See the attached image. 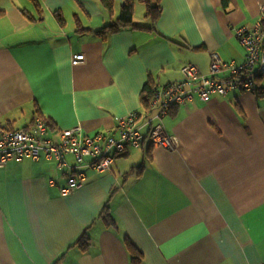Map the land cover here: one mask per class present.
Masks as SVG:
<instances>
[{
    "label": "crops",
    "instance_id": "1",
    "mask_svg": "<svg viewBox=\"0 0 264 264\" xmlns=\"http://www.w3.org/2000/svg\"><path fill=\"white\" fill-rule=\"evenodd\" d=\"M150 1L161 11L155 24L132 0L140 28L102 35L123 0L110 9L102 0H0V129L42 117L54 143L75 126L117 137V120L136 114L142 134L110 170H85L68 195L67 171L53 160L0 168V264H132L128 243L138 264L264 263V75L260 96L195 97L161 118L141 100L148 82L181 81L183 65L207 74L211 54L242 63L234 29L253 28L264 0ZM77 54L85 59L73 66ZM157 125L178 139L176 151L151 145ZM104 206L110 225L98 218ZM83 233L86 252L73 246Z\"/></svg>",
    "mask_w": 264,
    "mask_h": 264
},
{
    "label": "built area",
    "instance_id": "2",
    "mask_svg": "<svg viewBox=\"0 0 264 264\" xmlns=\"http://www.w3.org/2000/svg\"><path fill=\"white\" fill-rule=\"evenodd\" d=\"M234 36L244 50L243 62H225L211 54L207 74H202L194 65H183L181 81L155 90L150 108H158V118L165 116L170 107L192 103L195 97L208 103L215 96L224 97L232 91H255L257 79L264 75V5L259 8V20L253 28L234 29ZM84 59V55L77 54L71 64L79 65ZM139 120L136 114L118 119L117 137L111 131L89 136L80 126H75L59 132L57 143L48 138V127L41 119H36L30 129H0V168L22 158L53 160L57 170L67 171V185L60 193L71 194L81 187L85 170L97 173L110 170L115 157L140 146ZM148 139L152 146L167 152L179 148L178 139L166 134L161 125L149 131Z\"/></svg>",
    "mask_w": 264,
    "mask_h": 264
},
{
    "label": "trees",
    "instance_id": "3",
    "mask_svg": "<svg viewBox=\"0 0 264 264\" xmlns=\"http://www.w3.org/2000/svg\"><path fill=\"white\" fill-rule=\"evenodd\" d=\"M111 0H102L104 4H107L108 8L111 7ZM145 5V17L150 19V22L152 24H155L156 19L160 16V8L156 5L151 4L150 0H141ZM132 14H133V2L132 0H123V5L121 6L119 17L115 21L114 24L106 26L103 28L100 32V34L105 35L108 33H114L120 29L126 28V27H132V28H140L135 27V25L132 22ZM145 29V28H142ZM148 29V28H147ZM146 29V30H147ZM259 77L256 82L257 88L253 92L256 96L262 95V89L258 86V83L260 79ZM152 83L146 84L143 88V93L141 94V100L143 106L148 109L150 106V103L152 101L153 95L155 93V87L151 85ZM42 121L46 123V125L51 129L50 122L46 118L40 117ZM149 134V133H148ZM148 137V135H147ZM121 156V155H120ZM118 157V156H117ZM116 158V157H115ZM100 220H104L108 225L112 224V218L109 214V211L107 209V206H104V208L101 209L100 215L98 217ZM74 247H78L82 252H86L89 247V239L87 238L86 233H83L82 236L74 243ZM72 246V247H73ZM128 250L132 254V264H138L140 262V256L139 253L128 243L127 244Z\"/></svg>",
    "mask_w": 264,
    "mask_h": 264
},
{
    "label": "rangeland",
    "instance_id": "4",
    "mask_svg": "<svg viewBox=\"0 0 264 264\" xmlns=\"http://www.w3.org/2000/svg\"><path fill=\"white\" fill-rule=\"evenodd\" d=\"M141 8L143 9V6L141 5ZM144 10V9H143Z\"/></svg>",
    "mask_w": 264,
    "mask_h": 264
}]
</instances>
